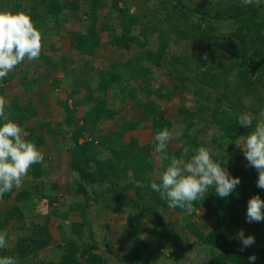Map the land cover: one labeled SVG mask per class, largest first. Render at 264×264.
Returning a JSON list of instances; mask_svg holds the SVG:
<instances>
[{"label":"trees","instance_id":"16d2710c","mask_svg":"<svg viewBox=\"0 0 264 264\" xmlns=\"http://www.w3.org/2000/svg\"><path fill=\"white\" fill-rule=\"evenodd\" d=\"M87 2L90 3V7L85 10L82 9L83 6L80 5L78 0H37V4L31 3L29 6L31 12H33L31 13V17L34 18L33 22L35 25L42 18L39 10L45 11V14L50 15V18L53 19H56L67 9L71 11L82 10L88 22H86L84 31L75 33L73 44L75 50L80 53L82 60L96 53L95 49L101 43L102 32L108 33L110 44L113 47L127 53L131 52L130 57L126 58L124 62L120 61L117 64L115 63L112 71L106 73L100 71V81L97 83L91 78L94 67L79 70V67L75 66L69 69L66 61H70V58L60 57L59 61V58L57 59L59 57L58 52L50 53L51 48L48 47H46L47 50H44L43 39L48 31L42 28L43 48H41L39 57L32 61L33 66L35 68L44 66L46 69L51 68L54 70L62 68L65 81L75 91L84 90L85 100L92 103L90 107V120L87 122L89 124L88 126L85 123L83 125H78L77 122L70 123L72 130V147L70 148L72 157L71 167L77 174L75 197L80 202L83 198L85 200V202L82 201L83 204H88L92 201L99 202V198H104V200H108L113 204L112 209H115L119 214L126 212V222L129 228L128 234L131 241L129 244L133 247L138 244H142L144 247L147 246L142 241L140 235L143 232L142 218L148 213V207L144 202V198L149 196L153 201L152 203H155L160 208H170L180 213H185L187 210H190L189 218L185 219V226L191 232L196 233L198 242L210 248L211 264H249L248 257L251 255L257 257L254 264H261V261L264 260V243L257 249L249 247L241 248L237 244L239 240L237 233L243 230L245 226L248 227L252 224L248 223L245 218L249 200L246 189L257 187V184L253 181L252 171V174H250L251 167L245 169L241 164L245 160V157H240L241 159L238 160V164L231 170V173H235V176L241 178V183L233 194H230L226 198H220L214 191L209 189V192L205 193L199 200L193 202L191 207L173 208L169 206L165 195L153 191L149 186L152 182L159 183V180H153L150 176L147 177V172L151 170L150 166L152 165L144 156V150L139 146L138 141L130 138L129 142L126 143L120 138L121 133L119 135L115 132L104 133L100 128L99 119L103 117L112 119L117 116V112L111 110L106 101L111 89H118L121 91L120 93L124 92L132 99H137L135 97L143 91L148 92L149 95L155 93L158 97H168L170 93H164V90L161 88L149 90L148 87H152V83L147 81V76L153 74L154 68L167 69L168 76L172 78V83L174 84L173 90H179L189 82V71L187 70L189 66L181 59L178 60L175 57L169 56L167 53L168 45L165 43L167 40L165 34L167 32H173L174 30H163L161 28V22L156 26L143 23L138 13L131 12L129 4L126 1L112 0L111 5L114 9L108 16L113 17L116 15L119 19L120 31L109 23H103L100 31H98L97 23L100 20L98 12L103 9L104 2L101 0H88ZM121 2L122 5L119 6ZM18 5L16 4L17 9L20 8L17 7ZM183 6V0H175V3L170 6L171 10L167 11V17L164 19V22L170 20L168 17L173 18L175 16V10L179 9L185 15L186 11ZM7 8L10 10L11 5L10 7L7 6ZM196 11L200 12L205 19L210 17V15L208 16L206 14L207 12H205L204 7H199ZM246 14H235L225 10L216 14V18L218 19L229 17L239 21H247L248 25H246V28L249 30L251 38L234 45L231 67L237 71L232 78L231 83L233 87H230V91L225 89L224 92L219 94L217 105L214 109L211 110L212 107L205 109L207 107L205 106L206 104L201 105L200 108H203L204 111L200 112V114L192 113L185 108L180 109V113L183 115L184 121L187 124L186 130L183 131V139L186 140L183 147L186 145L191 148L201 146L197 137L189 136L190 130L196 125V117L200 118L203 123L205 120L211 122V124L207 125L208 128L215 127V125L218 126L219 133L212 135V139H221L219 145L223 146L224 144L235 143V140L247 133L246 128L238 126L237 124V118L241 113L250 110L254 114H259L261 110H264V95L259 90L261 88L264 91V14L259 20L257 19L259 15H257L256 9L251 10L250 16ZM226 15L228 17H224ZM239 30H243L242 26L239 27ZM154 32L159 34L158 44L160 45H157L155 48H149L150 37ZM181 36H183L182 38L184 40H187L186 36L183 34ZM141 38H144V41ZM211 39L213 38L207 37L204 41L207 42ZM134 45L139 46L141 49L136 55H132ZM200 59H198L199 64L202 61ZM200 65L205 66L204 64ZM119 66L125 72L119 71ZM16 67H20V65ZM171 68L172 70H170ZM209 70H213V67ZM22 72L25 73V71ZM10 78L12 77L10 76ZM8 79L9 75L0 80V82H6ZM78 79L83 80L77 81ZM132 81H144L145 85H143L141 90V88L134 87ZM59 84L60 81L57 80L55 85ZM217 89L219 88L213 82L209 83L203 89L202 93L206 92L207 104H210L209 100L213 97V94L211 95L209 92L212 91L213 93ZM3 92L4 87H0V94ZM249 97H257V101L251 103V105H246L244 99ZM155 101V99L151 98L143 103V119L139 122L142 123L145 120H150L153 123V128H157V130L168 128L170 130L173 126L172 122L163 116L162 109ZM138 102L141 103L140 100ZM73 105L76 108L79 105V100L74 101ZM66 106L69 116L73 117L74 113L69 109L68 103ZM21 109H18L16 104L7 107L5 111L6 114L7 112L10 113L8 115L9 119L18 120L19 126L24 129V124L31 116L35 115V112L27 111L26 113V111ZM136 128H138V125L124 122L122 131L127 132ZM81 139L83 142L80 143ZM99 147L110 153L109 158L104 160L100 158L101 150ZM182 149L175 152H168L170 155L180 156ZM221 157L225 158L224 156ZM167 163L168 161H163L164 169ZM221 163L223 166H228L222 161ZM34 165L35 177L37 178L40 173V164ZM129 172H131L130 175ZM124 176L131 181L127 186L122 185L125 181L122 179ZM137 181L142 182L143 187H138ZM105 186L106 189L104 188ZM132 188L136 190L139 199L134 203L127 204L123 196ZM15 190L16 188H13L10 192L0 195V197L10 199ZM105 190L111 192L110 196H106ZM44 192L36 191L32 193L26 189L20 190L16 194L17 204L7 208L4 213L0 212V236L4 237L2 233L8 232L9 227L13 228L16 232L14 246L8 248L6 244L5 248L0 249V255L16 258L17 264H38V262H34V257L43 250L53 246L55 253L58 255V262L54 261L55 263L50 264H112L105 253L100 254L97 251L98 243L96 240L91 243L90 240L94 238L92 236H86L82 230V223L71 222L68 230L71 236L70 239L66 240L63 244H55L48 228V216L51 215L46 216L41 222L37 221L34 216L27 219L28 214L26 213L25 204H30V200L33 199H43ZM258 192L260 191H255L251 197L257 195ZM57 199L58 197L53 193V198L48 200L52 204ZM201 209H204L205 213L213 219L211 229L207 232L201 229L195 221L196 217L201 219V216L197 213ZM53 214L55 215L54 210ZM191 218L192 220H190ZM156 256L157 254H154L153 257H144L139 250L135 252L128 251L119 259L118 264H155Z\"/></svg>","mask_w":264,"mask_h":264},{"label":"rangeland","instance_id":"374dc122","mask_svg":"<svg viewBox=\"0 0 264 264\" xmlns=\"http://www.w3.org/2000/svg\"><path fill=\"white\" fill-rule=\"evenodd\" d=\"M78 1L80 5L83 6V10L90 7V3L87 2L88 0ZM101 1L104 2V7L98 12L100 20L97 23V30L100 31L103 23H109L120 31L119 19L116 15L113 17L111 16L112 18L108 16L114 9L111 5L112 0ZM123 1H126L127 4H129L132 13H138L143 23L156 26L161 22V28L163 30H174L173 32H167V34H165L167 36L165 43L168 45L167 53L171 57H175L178 60L181 59L189 66L187 68L189 71V82H187L186 86H183L181 89L173 90L174 84L172 83V78L168 76V70L154 68L153 74L147 76V81L152 83V87L148 88L149 90L161 88L164 90V93H170L168 97H158L155 93H151V95H149L148 92L143 91L135 97L141 101L140 103L137 99L128 97L124 92L120 93L121 91L118 89H111L107 98L114 102L118 101L122 105L125 100L131 99L130 101L133 102V107L136 108V110L135 108L134 110H131L133 113L130 114L134 119L140 117L143 118L144 109L142 105L148 99L153 98L162 109L163 116L169 119L173 124L169 131L173 134L181 128L184 131L187 128V124L184 121L185 119L183 115L180 113V109L185 108L196 114H200V112L204 111L203 108H200L203 104H206L205 106H207L205 109L208 107H212L211 110L214 109L217 105L219 94L224 92L225 89L230 91V87H233L231 82L237 71L231 67L234 45L240 44L242 41L249 40L251 38L249 30L246 28V25H248L247 21L231 19L227 15L224 17L228 18L218 19L216 18V14L225 10L235 14L247 13L246 15L250 16L251 10L256 9L257 15H259L257 19L259 20L264 14V0H251L249 3H245L244 0H183V8L186 11V14H182L179 9L175 10V16L173 18L168 17L170 20H166L165 22L164 19L167 17V11L171 10L170 6L175 3V0ZM31 3L37 4V0H34V2L33 0H0V10H6L13 13L23 11L31 17V13H33L29 7ZM16 4H19L17 6L20 7L19 9L16 8ZM10 5L11 9L8 10L9 8H7V6L10 7ZM121 5L122 2L119 3V6ZM199 7H204L205 12H207L206 14L208 16L210 15V17L205 19L200 12L196 11ZM39 13L42 18L36 23V25H34L40 32H42V28L48 31L47 35L44 36L43 45L51 43L53 53L60 51L57 53L58 56L63 53H68L67 58H70V61H66V63L69 69L75 66L79 67V70L94 67L92 69L93 76L91 77L94 82L98 83L100 81V71L103 73L112 71L115 63L117 64L120 61L124 62L126 58L130 57L129 55L131 52L127 53L113 47L110 44L108 33L102 32L99 49L97 47L94 55L82 60L80 53L74 50L73 45L75 33L78 31H84L86 22H88L87 17L82 13V10H64L56 19L50 18V15L45 14L46 12L43 10H39ZM31 19L32 21L34 20L33 17H31ZM241 26L243 30H239V27ZM177 29H179V31H177ZM182 34L187 37V40L182 38ZM207 37H212L213 39L205 42L204 39ZM158 39V33L154 32V34H151L148 47L155 48L157 45H160L158 44ZM141 40L144 41V38H141ZM140 50L139 46L134 45L132 55L138 54ZM58 58L57 59L60 61V56ZM200 58L202 59L200 64H204L205 66L199 64L198 59ZM32 61L33 60H27V58H25V60L19 64L20 67H15L12 70V75L18 74V71L21 70L25 71L24 75L26 76L29 73L34 72L35 69H37V71L39 70L37 74L41 78L50 75V70L48 68L46 69L44 66H42L43 69L41 67L35 68ZM26 66H28V69L31 68L30 71L26 70ZM146 66H148V64H146ZM212 67L213 70H211V72L209 69H212ZM118 69L119 71L125 72L121 66H119ZM114 70L116 69L114 68ZM170 70H172V68ZM50 73L52 74L50 77L53 78L64 76L62 68L58 70L53 69ZM42 74H44V76H42ZM82 80L83 79H78L77 81ZM211 82L216 83V86L219 89L213 91V93L212 91L209 92L211 95L213 94V97L209 100L210 104H207L205 95L206 92L202 93V91ZM5 84L8 85L7 87L11 91L13 90L11 87L15 88L17 85L15 80L13 81L12 79L11 81L9 80L8 84L7 81H1L0 87H4ZM132 85L138 89L141 88L142 90V87L145 84L144 81H132ZM259 90L261 91V94L264 95L263 89L259 88ZM123 98H125L124 101ZM255 101H257V97L244 99V103L246 105H251V103ZM83 110H80L77 113L79 115V119H82ZM247 113L256 119L260 118L261 112L259 114H254L253 111L251 112L248 110ZM73 119V117H70L69 115L67 116L66 123L69 125L68 127L60 129V136L72 134L70 123H73ZM201 121L202 120H200V118L196 117V125L192 128V130H190L189 136L197 137L201 146H211L216 152H218L219 158L222 162L228 165L226 167L231 173L234 166L238 164V160L241 159L240 157H244L242 150L238 147L242 145L237 146L235 143H228L220 146L219 143H221V139H212V135H217L219 133L217 129L218 126L215 125V127L208 128L207 125L211 124V122L205 120L203 123ZM144 122L145 123L142 124V127L139 126L135 132L130 131L127 134L122 131L120 134L118 132L120 130V121L118 119L116 122L111 123L114 126L111 130H114L113 132L118 135L120 134L122 141L126 142L127 140V143L130 140L129 134L135 135L136 140L139 139V146L144 150V156L152 165L150 166L151 170L147 172V177L150 176L153 180H159L157 174L162 173L164 168L163 161L159 159V154L155 151L156 141L153 137L160 130L153 128V123L150 120H145ZM254 126L255 122L246 128L247 133L245 135H248L253 130ZM106 130H109V127H107ZM64 138L68 140V142L72 143V139L70 137H68L70 139L67 137ZM185 141L186 140L183 139V136L179 141L173 139L168 146V151L175 152L182 149ZM192 148L194 149L195 147ZM99 149L101 150V157L104 156L106 157L105 159L109 158L110 153L108 151L103 150L101 147H99ZM221 156H224L225 158H222ZM241 164L245 169L250 168L246 159L243 160ZM130 174L131 172H129V175ZM250 174L253 175V181L256 183L258 179L257 170L251 167ZM231 175L235 176L236 174L231 173ZM122 179L125 180L122 183L123 186H127L131 182L125 178V176L122 177ZM96 188L98 189V187ZM104 188L106 189V186ZM255 191H260L258 194L261 198H264V190L256 187L246 189V192H248L246 194L249 196L248 199L251 198V195ZM110 193L111 192L105 190L106 196H110ZM64 195L66 196H62V199L57 202L59 203L58 206L53 205V210L55 211V215L53 214V217L55 218L53 220V233L58 234V232H60L59 230L63 228L61 232L68 234L71 222L82 223V230L85 232L86 236H92L94 238L90 240L91 243L96 240L98 243L97 251L100 254L105 253L112 264H118L119 259L128 251L135 252L138 250L144 257H153L154 254H157L155 264H211L210 248L204 246L201 242H198L196 239V233L191 232L188 227L185 226V219L189 218L190 210H187L185 213H180L174 209L160 208L155 203H152L153 201L149 196H146L144 198V202L148 207V213L146 214L147 216L145 215V217L142 218L143 232L140 237L142 241L147 244V246L144 247L142 244H138L133 247L129 244L131 241L128 234L129 228L126 222V212L119 214L115 211V209H108L104 203V201L107 200H104V198H99V202L92 201L88 204H83L82 201L85 202V200L82 198L81 204L83 205L86 214L91 212V217L87 215L85 221H81L83 216H80V210L78 208L71 207L72 205H70L71 200L75 195L73 194L72 197L69 193H64ZM123 198L124 201H127V204L134 203L139 199L136 190L133 188L129 189ZM8 205L10 206L13 204L10 202ZM69 206L71 208H69ZM83 208H81L82 211ZM5 209L6 208L0 207V212H3ZM39 210L43 213V211H41L42 207ZM27 212L30 211L28 210ZM197 213L201 216V219L199 217L195 218L198 226L201 229H204L205 232L209 231L213 221L212 217L207 215L204 209L199 210ZM43 215L44 214H41L40 217H43ZM48 215L50 214L47 213L45 217ZM190 220H192V218ZM252 224L248 227L245 226L243 231L246 236L252 235L255 237V243L249 246V248L257 249L262 245V243H264V222H253ZM66 237L67 236L61 237V240H63L64 243L66 242ZM70 237L71 236L69 234L68 238ZM57 240H59V236H57ZM6 244H8L9 247L10 245L14 246L15 240H6ZM57 244L63 243L58 242ZM237 244L243 248L240 240H238ZM261 264H264V260L261 261Z\"/></svg>","mask_w":264,"mask_h":264},{"label":"clouds","instance_id":"9594fccd","mask_svg":"<svg viewBox=\"0 0 264 264\" xmlns=\"http://www.w3.org/2000/svg\"><path fill=\"white\" fill-rule=\"evenodd\" d=\"M245 3L251 0H244ZM42 47V34L34 25L26 12H9L0 10V80L27 58L35 60L39 57ZM6 99L0 96V195L10 192L13 188L22 187V179L27 175L33 164L41 163L43 153L35 142L26 140L25 130L19 124L8 118L6 114ZM255 122L253 130L248 135L235 140L248 162L258 172L257 187L264 190V110L260 118L254 119L247 112L237 118L238 126L248 128ZM183 129L174 134L168 128L158 131L153 139L156 141L155 151L159 159L168 161L162 173H158L159 183L152 182L153 191L166 196L169 206L191 207L205 193L214 191L220 198L233 194L241 183L239 176H233L226 166H223L219 153L211 146L191 148L184 146L180 156L170 155L168 146L173 139L180 140ZM138 187H143L137 181ZM246 219L248 223L264 222V198L259 194L248 201ZM242 247L247 248L255 243V237L245 235L243 230L237 233ZM6 247L3 236H0V249ZM257 257H248L249 264H254ZM0 264H17L14 257L0 255Z\"/></svg>","mask_w":264,"mask_h":264},{"label":"crops","instance_id":"0c3cea01","mask_svg":"<svg viewBox=\"0 0 264 264\" xmlns=\"http://www.w3.org/2000/svg\"><path fill=\"white\" fill-rule=\"evenodd\" d=\"M46 47L51 48L50 53H53L51 43L45 44L44 50ZM59 56L67 57L68 53H63ZM26 67V70L30 71L31 68L28 69V66ZM41 68L43 69V67ZM49 70L53 71L51 68ZM50 71L49 74L52 75ZM38 72L39 70L37 71V69H35L34 72H31L25 76L21 70L18 71V74L16 75H12V71H10L8 74L9 79L7 80V84L9 80L11 81L13 79L17 85L15 88L11 87V89H13L11 91L8 89V85L5 84L4 92L0 94V96L5 97L8 107L17 104L18 109L22 108L24 111H26V113L27 111L35 112V115L31 116L24 124V129L27 133L24 138L26 140L35 142L44 156L43 161L38 163L40 164L39 176L37 178L35 177V165L33 164L28 170L27 175L22 179V187L20 189H16L10 199H4L0 197V207L7 209L15 206L17 204L16 194L20 192V190L26 189L32 193L36 191H45L43 199H33L30 200V204H25L26 213L30 214L27 215V219L34 216L37 221L41 222L45 219V215L47 213L50 214L51 216H48V228L51 232V235L53 236L54 243L57 244L58 242L64 243V241L61 240L62 236H67L66 240H69L70 238H68L69 233L65 234L61 232L63 228L59 230L60 232H58V234L53 233V220L55 219L53 217V205L58 206L59 203L57 202L62 199V196H66L64 193H69L72 197L73 194L75 195L77 190V174L72 170L71 167V143L64 138H71V135H59L60 129L63 127H68L69 125L66 123L67 116L69 115L66 104L68 103L69 109L74 113L73 122H77L78 125H83L85 123L88 126L89 124L87 122L90 120V107L92 106V103L85 100V92H83L84 90L75 91L72 86H70L67 81H65V75L63 77L58 76L57 78L50 77V75L41 78L38 76ZM10 76L13 78H10ZM42 76H44V74H42ZM57 80L60 81L59 85H55ZM106 99L108 107L111 110L117 112V116L112 119L106 117L99 119L100 128L104 133L113 132L114 130L111 129H113L114 126L111 123L116 122L118 119L120 121V130L118 131L119 133L122 132L124 122H130L138 125V128L139 126L142 127V124L145 123L144 121L142 123L139 122L143 118L140 117L134 119L130 115L133 113L131 110H134L135 108L133 107V102L130 101L131 99H127L125 101L123 100V105L118 101L114 102L108 98ZM77 100H79V105L74 108V101ZM80 110H83L82 119H79V115L77 114ZM8 115H10V113L7 112V116ZM14 121L19 124L18 120L14 119ZM107 127H109V130H106ZM136 129H132L124 133L128 134L130 131L135 132ZM129 136V139H136L135 135L129 134ZM81 141L83 140L81 139ZM137 141L140 143L139 139ZM100 158L104 160L106 157L100 156ZM53 193L58 197V199L55 200L54 203L50 204L48 199L53 198ZM10 202H12L13 205L9 206L8 204ZM104 203L108 209L110 208L112 210L113 204L110 201L107 200L104 201ZM70 205H72L71 207L78 208L80 210V216H83L81 221H85L87 215L91 217V212L86 214L83 205L78 199H76L75 196H73ZM41 207V211H43V213H41L39 210ZM71 207L69 206V208ZM81 208H83V211ZM28 210L30 212H27ZM110 212L113 213L112 211ZM41 214H44L43 217H40ZM2 234L6 240L15 239L16 236L15 230L11 227H9L8 232H3ZM57 236H59V240H57ZM12 246L13 245H10L9 247L7 244L8 248H12ZM54 261L58 262V255L55 253L53 246L43 250L36 257H34V262H38V264H50Z\"/></svg>","mask_w":264,"mask_h":264}]
</instances>
